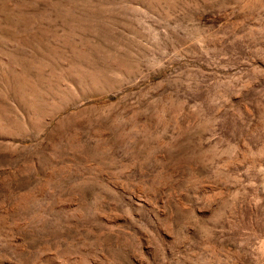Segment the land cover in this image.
<instances>
[{
	"label": "rangeland",
	"instance_id": "rangeland-1",
	"mask_svg": "<svg viewBox=\"0 0 264 264\" xmlns=\"http://www.w3.org/2000/svg\"><path fill=\"white\" fill-rule=\"evenodd\" d=\"M0 264H264V0H0Z\"/></svg>",
	"mask_w": 264,
	"mask_h": 264
}]
</instances>
